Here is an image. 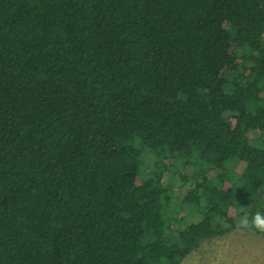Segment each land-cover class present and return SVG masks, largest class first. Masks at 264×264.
Returning <instances> with one entry per match:
<instances>
[{"label": "trees", "instance_id": "trees-1", "mask_svg": "<svg viewBox=\"0 0 264 264\" xmlns=\"http://www.w3.org/2000/svg\"><path fill=\"white\" fill-rule=\"evenodd\" d=\"M257 211L264 0H0V264H180Z\"/></svg>", "mask_w": 264, "mask_h": 264}, {"label": "rangeland", "instance_id": "rangeland-1", "mask_svg": "<svg viewBox=\"0 0 264 264\" xmlns=\"http://www.w3.org/2000/svg\"><path fill=\"white\" fill-rule=\"evenodd\" d=\"M182 210L180 216L185 222L198 219L190 216L186 209ZM180 264H264V235L230 231L225 236L204 242Z\"/></svg>", "mask_w": 264, "mask_h": 264}, {"label": "clouds", "instance_id": "clouds-1", "mask_svg": "<svg viewBox=\"0 0 264 264\" xmlns=\"http://www.w3.org/2000/svg\"><path fill=\"white\" fill-rule=\"evenodd\" d=\"M239 227L241 230L264 233V212L257 211L251 217L243 213L239 219Z\"/></svg>", "mask_w": 264, "mask_h": 264}]
</instances>
